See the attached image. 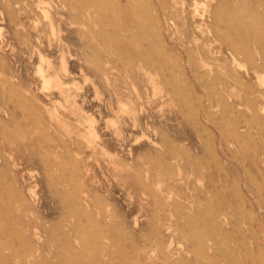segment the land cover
<instances>
[{
  "label": "rangeland",
  "instance_id": "rangeland-1",
  "mask_svg": "<svg viewBox=\"0 0 264 264\" xmlns=\"http://www.w3.org/2000/svg\"><path fill=\"white\" fill-rule=\"evenodd\" d=\"M142 1L0 0V264H264V0Z\"/></svg>",
  "mask_w": 264,
  "mask_h": 264
},
{
  "label": "bare ground",
  "instance_id": "bare-ground-1",
  "mask_svg": "<svg viewBox=\"0 0 264 264\" xmlns=\"http://www.w3.org/2000/svg\"><path fill=\"white\" fill-rule=\"evenodd\" d=\"M145 1V0H144ZM142 1V3L141 4H143V6L145 7V8H147L148 6H149V3L147 2V1ZM133 2V1H132ZM240 3V2H239ZM44 4V3H43ZM247 4V3H246ZM134 5V4H133ZM135 5H137V4H135ZM139 7V6H138ZM99 10V9H98ZM115 10V9H114ZM116 11V10H115ZM114 12V11H113ZM232 12V11H231ZM252 12V11H251ZM254 12V11H253ZM138 11L136 10V14L138 15ZM248 13V12H247ZM118 16V15H117ZM143 19H144V17H143ZM49 20V19H48ZM240 22V21H239ZM51 23V22H50ZM54 28V27H53ZM52 28V29H53ZM55 32V31H54ZM138 35V34H137ZM139 36V35H138ZM258 39H257V41H259V42H263L264 43V39L261 37V36H259V35H257L256 36ZM255 37V38H256ZM260 52V51H259ZM98 57V56H97ZM99 58V57H98ZM100 59V58H99ZM252 60H253V64H254V69H255V71L257 72V73H259V68H264V63H259V62H257L258 61V58H256L255 56H253L252 57ZM48 61V60H47ZM51 61V60H50ZM42 69V68H41ZM204 69V68H203ZM45 74V73H44ZM54 79V78H53ZM259 79H261V80H264V75H259ZM43 81V80H42ZM54 81V80H53ZM50 83H52V82H50ZM48 86V85H47ZM220 94V93H219ZM247 133V132H246ZM84 138H86V136L84 137ZM247 140V139H246ZM185 154V153H184ZM171 158H172V156H171ZM205 159V158H204ZM199 161H200V159H199ZM171 162V161H170ZM71 181H73V180H71ZM158 185V184H157ZM159 189V188H158ZM168 197H170V196H168ZM24 198V197H23ZM20 201V200H19ZM18 203V202H17ZM22 213V212H21ZM24 213H25V211H24ZM195 213H197V212H195ZM148 221V220H147ZM250 222V221H249ZM8 223V222H7ZM252 223V222H251ZM251 226V225H250ZM17 234V233H16ZM48 238V237H47ZM177 238V237H176ZM89 239V238H88ZM50 240H51V238H50ZM56 240V239H55ZM89 241V240H88ZM91 242V241H90ZM3 243V242H2ZM86 245H88V244H86ZM91 248V247H90ZM39 249V248H38ZM201 252H202V249H201ZM39 253V252H38ZM263 253V252H262ZM42 254V253H41ZM43 256V255H42ZM91 258V257H90ZM210 258V257H209ZM254 263V262H253ZM47 264V263H46Z\"/></svg>",
  "mask_w": 264,
  "mask_h": 264
}]
</instances>
